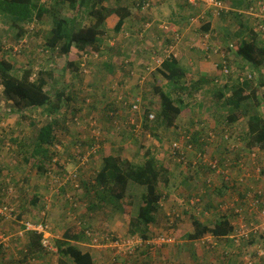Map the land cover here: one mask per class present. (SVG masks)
<instances>
[{"label": "rangeland", "instance_id": "rangeland-1", "mask_svg": "<svg viewBox=\"0 0 264 264\" xmlns=\"http://www.w3.org/2000/svg\"><path fill=\"white\" fill-rule=\"evenodd\" d=\"M93 1L95 0L87 3L88 8ZM221 1L224 4V0ZM34 2L48 9L38 20L18 22L15 25L8 17L0 16V59L4 57L11 59L14 75L20 74L25 68L32 69L31 79L37 77L36 73L38 71L50 73V75H46V78H50L47 89L53 93L56 90L59 91L65 88V93L69 95L70 99L55 117L58 119L56 122V136L60 144L57 146L58 153L54 156H57L56 158H58L61 165L60 168L64 170L63 173H67L60 180L54 174V169L59 168L55 163L50 165L53 169L51 173L46 175L37 172L34 166H30L29 163L24 164L22 162L23 155L29 152L37 129L48 121L50 117L39 108L26 111L27 118H21L19 114L10 112L9 101L3 96L2 87H0V186L9 184V186L13 187L12 197L15 198L12 203L15 208H20L18 205H22L19 210L23 212L27 210V214H24L26 217L33 222H40L42 217L45 216L46 222H48L51 212V218L60 228L54 224L55 227L49 230L58 231L56 233L61 231L65 222L63 219L67 220L68 217L77 219L80 222L79 224L75 223L78 229L85 226V230H90V232H92L91 229L99 232L104 229L105 232L111 222L108 219L109 215H111L112 219L125 220L124 224H127L128 217L123 216L116 208L112 211L108 206L99 207L98 210V207L96 209L89 208L90 202L94 203V194L93 186H87V182L93 181V173L100 168L102 157L120 155L121 158L127 161L142 165L146 149L150 150L157 162L166 163L170 166V172H168L169 184L166 187H160L162 194L167 191L174 195L180 189L182 192L189 191V195L185 198L186 200L194 194L196 197H200L198 204H201L202 201H212L214 199L213 196L208 199L203 193H200L198 188H195L199 182L208 178L212 179L211 186L213 187H215L217 181V185L222 187L223 178L225 180L230 178L232 182H236V186L239 185V187L246 190L248 188L258 189L262 187L257 184L260 181H264V151L250 148L248 149L251 151L245 150L247 149L245 147L246 121L241 119L237 123L228 122L226 118L227 106L222 103L225 98H229L232 95V87L241 82L242 78H246L247 72L256 75L260 73V68L256 69L252 65L245 63L230 48L231 50L227 49L228 51L226 52L228 56L226 63L229 66L228 74L222 73L220 67H214L215 74L210 71L203 73V69H201L199 64L201 61H209V58L204 56L202 51H196L188 44H185V35L176 32L177 30L174 31V33H178L174 36L175 41L171 38L173 35H164L168 36L165 38L167 39L166 42L168 41L167 44L171 42H174L173 44L177 43L179 50L175 53L176 58L186 69L187 73L177 85H172L157 71L155 76H150L151 69L150 71L145 69L147 64L137 68L139 69V78H135L134 83L129 87H125L124 90L132 87L130 91H137L134 97H141L142 106L145 109L150 108L153 110L155 119L147 121L145 110L131 112V103L134 98H132L133 96H122L123 93H120L122 85L118 82L123 83L126 81L123 84H128V80L132 77L130 72L133 70L132 62L134 60H131V58L135 54L132 53L135 45L145 46L146 52L150 51L151 53L153 50L156 53H151L153 55L151 60L153 61L162 58L160 50L167 45L164 42L165 39L157 42L150 39V34H141L142 28L139 32L128 31V19L136 21V24H141L137 13L141 15L148 12L141 9V6H139L140 0H134V2L131 0L132 3L129 0H104L102 2L101 5L111 9L112 13L108 15V21L104 22L106 24L100 36L101 47L96 56L95 52L89 53L91 57H87L84 60L86 62L85 72L79 68L78 74L74 76L75 78L70 85H66L62 79L65 58L56 56L55 50H51V47L46 45V39L49 35V30L52 28V19L54 17H69L74 15L75 12L77 14V11L71 9L65 0H34ZM203 4V2L199 1L198 5H181L182 8H186V12H191L193 16L196 14L194 16L196 19L195 23H199V28L195 31L194 36L199 45L207 46L213 54H219V50L214 52L216 46L222 48V46L228 45L230 47V41H235L237 40L236 38L246 39L245 30L244 28L241 29L239 24L242 21L241 15H234L235 12L231 11H222L220 16H215L212 14V9L210 7L209 9L207 7L203 8ZM122 8H127L128 12L131 13V18L129 17L125 20L126 25H124L123 34L121 29L117 32L112 27L117 16L122 12ZM85 10L81 8L78 12L77 18L81 21V16L83 17L86 13ZM206 11H209V13H205ZM183 12L182 10L179 14ZM162 14V11H158L156 16L161 19ZM229 15H232V20ZM164 18H166V15ZM85 19L90 23L95 21L94 17L88 15ZM205 19L206 22H204ZM222 19L225 22L226 19L230 21L222 28H219V21H222ZM212 22L216 26L213 30L210 27ZM202 26H208V30H211L208 35L205 34V28L202 29ZM19 28L22 31H19ZM21 33L22 35H20ZM158 38H161V36L159 35ZM187 39L190 40V38ZM173 44L171 47H175ZM183 44H185V48L182 47ZM186 45L189 48L186 49ZM171 47L164 49V57L168 54L171 55V52H175L171 51L172 49L174 50ZM146 73H148L147 76ZM201 76L203 77L199 78ZM139 79H141V84L138 82ZM248 81H251L253 86L256 78L253 76ZM224 86L226 87L224 88ZM218 90L223 92L224 98H217L215 92ZM158 91H168L173 99L181 98L186 103L183 112L178 116L172 127L166 126L164 122L157 119L160 108ZM260 94L264 96V88L260 90ZM114 109L117 112L110 117L108 113ZM258 110L261 116L264 117V97ZM131 117L134 118L133 123L130 120ZM214 122H220L219 126L218 124L215 125ZM223 123L227 126V131L222 130L224 125L221 129L219 128ZM199 126L202 127V132L206 135L209 133L212 136L214 135V138L211 139L212 137H210L206 145L202 144L201 138H196L197 134L193 135L192 133ZM190 138L192 139L193 144H191L193 147L184 153V161L179 160L178 153L172 156L170 153L172 143L176 142V145L183 146L185 141L188 144L190 143ZM76 140H80L81 148H76V145L73 144L77 142ZM90 140L94 144L89 148ZM50 149L54 150L53 147H50ZM195 149H203L206 151V156L217 160L219 173L207 168L199 159L197 160L199 162L198 165L192 166L196 154L193 153ZM215 149L217 150L215 151ZM244 150L247 153H244ZM240 151L242 159L245 158V160L241 162L238 160V166H236V156ZM91 154L93 157L89 159L88 156ZM92 160L93 162L91 163ZM232 163L235 164V167L230 166ZM123 166L125 167L124 164ZM75 173L77 175L74 178L72 174ZM70 175H72V183L70 180H68V183L76 189V191L72 192L77 194L78 198H74L72 193V195L68 194L67 196H71L73 199L71 200L70 197V200L64 201L63 196L57 194V189L70 187L68 183L65 184ZM240 179L242 182H240ZM81 181L84 183L79 188ZM47 186L50 193L48 190L46 194L44 193V196H39L37 203L30 206L31 204L28 203L31 200V195L34 192L37 194L44 192L45 188L47 190ZM262 188L264 189V186ZM197 192L202 195L200 196ZM225 192L228 197L232 195L238 197L239 200L242 199L232 189L225 190ZM8 194L11 195L10 192ZM8 197L11 198V196ZM57 197L58 199L55 201ZM4 198L8 200L7 196H4ZM171 198L172 202L175 201L173 197ZM45 200L48 204L45 203ZM228 200L232 199L228 198ZM73 201L75 205H73ZM182 202L186 204L183 200ZM140 204L138 201H133L128 209L130 215L135 216L137 214V208ZM184 206L185 210L189 208L187 205ZM51 209L53 210L50 211ZM62 213L66 215H62L61 218H53ZM158 213H160L159 210L156 216ZM175 214V212H172L170 217ZM97 236L100 238L101 233L97 234ZM263 237H256L258 241L254 244L264 246ZM51 243L54 244L53 241ZM6 255L0 249V263H4L3 259Z\"/></svg>", "mask_w": 264, "mask_h": 264}, {"label": "trees", "instance_id": "trees-1", "mask_svg": "<svg viewBox=\"0 0 264 264\" xmlns=\"http://www.w3.org/2000/svg\"><path fill=\"white\" fill-rule=\"evenodd\" d=\"M71 9H76L77 14L69 17H54L52 19V28L49 30V35L46 39V45L51 47V50H55V55L65 58L64 67L62 69V79L66 85H70L73 82L79 72V59L82 55L87 57L91 52H98L100 45V36L103 31L100 28L108 15L112 13L111 9L105 8L102 4L104 0H95L91 3L89 8L87 3L91 0H65ZM99 4V5H98ZM98 6V7H97ZM83 8L85 14L82 21L77 18L79 10ZM48 9L43 7L34 0H0V16L8 17L9 20L15 25L22 22H32L38 20L46 13ZM81 12V11H80ZM76 13V12H75ZM128 11L127 8H122L121 15L117 21L116 31H120ZM124 14V15H123ZM92 16L95 21L90 23L85 18L86 16ZM240 27L244 24L239 22ZM100 28V29H99ZM208 30V26H204ZM19 31H22L19 28ZM252 29L251 35H256ZM22 35V33L20 34ZM234 54L239 57L245 63L252 65L254 68L259 69L264 65V39L250 37L249 39H238L233 41L230 45ZM75 50V51H74ZM13 64L10 58L4 57L0 59V87H2V94L11 107L10 112L19 114L21 118H27L25 112L31 109H42L50 119L41 125L35 134L32 145L29 152L24 154L22 162L24 164H30L39 173L48 174L51 173V164H57L59 168L54 169L55 177L60 180L66 176L64 170H62L59 164L57 155V146H59V140L57 139V118L56 114L62 111L65 103H68L70 97L65 93V88L51 93L47 89L49 85L46 75H50L48 72L38 71L37 77L32 78L33 74L31 68H25L20 74H13ZM160 74L172 85H177L179 81L184 78L186 71L179 64L178 60L173 56L165 58L159 66ZM249 79H244L243 82H238L236 86L232 87V95L229 98L223 100V105L227 106V121L230 123H237L239 120L246 121L247 131L245 132V147L250 149H258L264 151V117L261 116L258 108L263 101V97L260 94V88L263 85L257 86L255 83L252 86ZM260 82L259 80H257ZM261 83V82H260ZM158 90V89H156ZM160 98V108L157 114V119L164 122L166 126H174L176 119L183 112L186 103L182 99H173L168 91H158ZM182 96V94H180ZM217 98H224L222 91L215 92ZM117 112L115 109L108 114L111 115ZM149 109L145 110V117L147 119ZM147 121H149L147 119ZM147 125V124H145ZM199 135V133H197ZM78 140V139H77ZM76 140V141H77ZM13 141V139H12ZM89 142V141H88ZM76 148H81L80 140L73 143ZM94 144L90 140L89 148ZM78 145V146H77ZM53 147L54 150H51ZM248 149V150H250ZM246 150V149H245ZM245 150L243 152H245ZM201 152H206L201 149ZM194 153V152H193ZM205 154V153H203ZM81 156V154H80ZM91 156V157H90ZM93 155H89L91 159ZM237 160H241V151L236 156ZM121 158L120 155H108L102 157V164L100 168L94 172L93 181H88L87 186H93L94 203L90 202V209L104 208L110 204L116 205V209L123 216L128 217V232L131 235L137 234L143 239L148 238L149 224L154 221L155 215L160 208V202L162 200V193L160 187L168 186L169 178L168 172L170 167L166 163H159L155 157L151 154L149 149L144 152V161L142 165H138ZM125 165V167L123 166ZM232 163L230 166L235 167ZM238 165V164H236ZM73 177L77 173L72 174ZM72 175L66 180L65 184L70 180L72 183ZM222 177V176H221ZM84 182H80L79 188ZM70 185V183H68ZM9 184L0 186V202L6 205L13 206L12 216L13 221L18 222L23 220L22 229L25 227V222L31 221L26 217L27 210H19L22 205H18L20 208H15L12 201L15 197H8L9 192L7 189ZM221 189H232L241 198H245V193L242 195L241 187L236 186V182H232L230 179H222ZM217 188V187H216ZM240 188V191H239ZM78 190V189H77ZM12 191L13 187H12ZM27 191V190H26ZM73 185L68 188L57 189V194L63 196V200H70L71 196L68 194L74 192ZM69 192V193H68ZM46 194V188L44 192L37 194L34 192L31 195V200L28 204L38 202L39 196ZM76 193V192H75ZM7 196L8 200L4 198ZM74 198H78L77 194L72 195ZM230 195L228 198L232 199ZM192 197H189V200ZM58 197L55 201H57ZM73 198L71 197V200ZM133 201H138L141 204L137 208V214L135 216L130 215L128 209L131 207ZM45 203L46 200H45ZM48 204V203H47ZM195 203L193 206L197 205ZM73 205H75L73 201ZM101 205V206H100ZM192 206V207H193ZM24 209V208H22ZM74 209V208H73ZM7 217L0 216V223L4 222ZM232 218L221 215L214 223H200L196 219L193 221V227L185 234V238L191 241H196L205 235H212L216 237L219 243L224 240L233 245V240L229 238V234L233 229L231 224ZM6 222V221H5ZM32 222V221H31ZM82 227L78 229L76 224L66 228L63 232L62 239L56 241L57 251L60 255L70 259L73 264H92L91 257L88 253H83L79 248L73 245L70 241H80L83 233ZM85 231V226H83ZM35 233V232H34ZM36 241L35 249L40 248L38 244L41 239V234H31ZM264 235V234H263ZM257 236L252 235L247 242L241 243L236 248L243 249V245L256 243ZM261 237V236H259ZM262 238V237H261ZM263 240V239H262ZM209 246V245H208ZM243 252V251H242ZM59 264H69L67 261H59Z\"/></svg>", "mask_w": 264, "mask_h": 264}, {"label": "crops", "instance_id": "crops-1", "mask_svg": "<svg viewBox=\"0 0 264 264\" xmlns=\"http://www.w3.org/2000/svg\"><path fill=\"white\" fill-rule=\"evenodd\" d=\"M129 1L131 2V0ZM132 1L134 2V0ZM146 1L150 2V5L145 10H143L145 12L148 11L147 14L140 15L137 13V15L139 16V20H141V24L139 23L136 24V21L128 19L129 21L128 31L132 30L133 32H139L140 29L142 28L141 34L143 33L150 34L151 35L150 39L153 41H157V42H160L161 40H164L165 38L168 37L164 35H171V36L173 35L171 38H173V40L175 41L174 36L178 33H182V35L183 34L185 35V44H188L189 46H191V48H194L196 51H202L203 55L209 58V61H203V62L201 61L199 64L201 69H203L202 70L203 73H208L210 71L212 74H215L214 67H220L222 69L223 61L227 62L228 56L226 55V52L231 49L228 45L222 46V48H219L216 46V49L214 48L215 49L214 52H218L219 50V54L218 53L213 54L212 52H210L211 49H209L207 46L203 47L199 45V42L194 36L195 31L199 28L198 26L199 23H195L196 19L194 18V16L196 14H194L193 16L191 12L189 11L186 12L185 7L184 8L181 7L182 4H184V6L185 4L191 5L188 0H163L162 2H158L157 0H140L139 6H141V4ZM250 3H251V0H224V4L226 8L228 9L227 11L235 12L234 15L237 14V15L242 16L241 19L243 22L241 21V23H243L244 26L241 27V29L244 28L246 39H249L250 37L255 36L259 40L261 39L263 40L264 32L256 34V35H251L252 29L254 30V26L256 25V23H258L259 20L257 19V17L253 15H248L245 13ZM204 7L206 8L205 4H203V8ZM182 10L185 13L183 12L182 14H179L182 12ZM158 11L163 12L161 19L158 16H156V13ZM241 12H244V13L241 14ZM205 13H209V11H206ZM164 14L166 15V18H164L165 17ZM120 15H121V12H120ZM119 16H117V19L112 26L115 29L117 28V21L119 19ZM129 17L131 18V13L128 12L126 15V18H129ZM212 17H215V16H212ZM229 18H231L232 20V15H229ZM206 19L204 20V22H206ZM125 20L121 28L122 34L124 31L123 30L124 25H126ZM105 21H108V18H106ZM229 21H230L229 19H226V22L224 21V19H222V21L220 20L219 21L220 25L218 27L222 28ZM105 24L106 23H104L100 28L103 29ZM210 27L212 28L211 30H213V28L216 26L212 22ZM203 28L204 26H202V29ZM174 31L178 33H174ZM210 31L206 29L204 30L205 34L207 35L209 34ZM159 35L161 36V38H158ZM187 38H190V40H188ZM166 40L167 39H165L164 42L167 44L168 41L166 42ZM232 42L233 40L230 41V43ZM173 43L174 42H171L165 45V48L160 50L161 57L164 56V53H163L164 49L171 47ZM185 44H183L182 47L185 48ZM173 45H175V47H171V48H174V50L172 49L171 51H175V52H171L172 53L171 56L177 59L175 53H177L179 48H178L177 43ZM189 46L186 45V49L189 48ZM144 47L145 46H139L138 44L133 47L135 49L132 50V53H135V54L131 58V60H134V62H132L133 63L132 66L134 67H133V70L130 72L132 74V77L130 80H128V84L126 83L123 84L126 81H124L123 83L118 81L119 84L122 85L120 89V93H123L122 96H128V97L133 96L132 98H135L134 95L137 93L136 90H134V92L133 91L131 92L130 89L132 87L127 90H124V88L132 85L135 81V78H139V69L137 68L142 67L147 64L145 69L149 71L151 69L152 73L150 72V76H155L156 71L160 73L158 70L160 65L157 66L155 61L151 60L153 59L152 58L153 55H151V53H155V52L153 50L151 53L150 51L146 52ZM94 54L96 56L97 52H95ZM81 57L79 59V63L84 64V67H85L86 62L84 60L87 57L85 59H82ZM90 57L91 55L88 56V58ZM156 57H159V56H156ZM208 67H210V69H208ZM84 69L86 70V68ZM259 72H260L259 74L257 73L256 75H253V76L254 78H256V81L254 83L257 86H259L260 84L263 85L259 87L261 90L264 88V80H263L264 79V65L260 67ZM147 74L148 73H146V76ZM120 75L122 76V74ZM202 77L203 76L199 78H202ZM257 80H259L261 83L258 82ZM138 82L141 84L142 83L141 79H139ZM225 87L226 86H224V88ZM132 98L130 99L132 100ZM142 105L143 104L141 103V110L143 109L142 111H144L145 107H143ZM131 112L134 113L132 110ZM130 120L132 122L134 118L131 117ZM216 124H218L219 126L220 122H216L215 125ZM223 125L224 123L219 128L221 129ZM202 130H203L202 127L199 126L196 128V130L192 131V133L193 135L199 133V135L196 136V138L199 137L202 140L203 138L207 136V135L205 136V133H203ZM222 130L227 131V126L224 125ZM216 150L217 149H215V151ZM246 150H248V148ZM248 151H251V150H248ZM244 153H247V152L245 151ZM92 162L93 160L91 161V163ZM217 182L215 183V187L211 186L210 184L204 183V181L199 182V184L195 188H198L200 190V193H203V195L206 196L208 199H211L210 197L212 196L214 197V199L212 201H209V200L202 201L201 204H197L193 207L189 206V203H188L189 199L187 200L185 199L186 196L189 195V191L182 192L180 189H178V191H176L174 195H172V193L165 191L162 194V200L160 202V207H161L159 208L160 213H158L157 216L155 215L154 221L149 224V230H148L149 234L147 236L148 238L146 239H143L137 234H134V235L129 234L128 223L126 222L127 224H124L125 220L120 221V219L119 220L112 219L111 215H109L108 219L111 222L109 223L108 228L105 232H104V229L103 231H100V232L95 231L94 229H91L92 232H90V230L84 231L82 228L81 229V232L83 233L82 239L80 241H70V242L73 245H75L77 248H79L83 253L85 252L88 253L93 262L92 264H243L242 251L244 249H249L252 252V254L256 255V253L253 250V245L255 244H252V243L248 245L244 244L243 249H240V248L238 249L236 247L234 249L233 245H231L228 241H225V240L222 243L217 244L218 241H221V240L214 239L213 241L216 243V245L200 246L196 243V241H191L185 238V234L189 231L190 228L193 227V221L195 219L200 223L208 224V223L216 222V220L221 215H224V214L225 216L231 218L229 214L225 213L223 210L220 209L219 207L220 204H218V203H226L228 201V196L227 194H225L226 193L225 190L228 191V188H225L224 191L222 189L220 191H216L219 188H223V187H219V185H217ZM257 185L260 187L261 186L263 187L264 181H260ZM262 187H261V190L263 189ZM48 190L49 189L47 186L46 191L48 192ZM49 193H50V190H49ZM12 194H13V191L11 192V195L9 196H12ZM263 194H264V189H263ZM192 196L193 194L191 195V197ZM171 197H173L175 201L172 202ZM236 198L238 197H232L233 200H236ZM180 200L181 202L183 200L186 204H184L183 202L182 204ZM262 204L264 205V200ZM184 205H187L189 208L185 210ZM108 207L112 211V210H115L116 205L110 204ZM52 210L53 209H51L50 211ZM172 212H175L176 216L170 217V214ZM62 215H66V214H63V213L58 214V216H54L53 218H61ZM42 220H40V222H43L44 225H46V231L44 232L43 237L47 238V241L49 242V245L51 246V249L49 250H45L41 246V239L38 243L40 245V248L35 249L36 241L34 239V236L31 234L36 235V233H34L33 231L24 232L22 230L23 220L15 222L13 221V218L9 217L5 219L6 222L4 221L0 223V249L2 250V252H5V255L8 254L3 259L4 263H0V264H12V263L15 264L16 262L19 264H59V261H63V260L67 261L69 264H73L70 259L68 260L66 257L59 254V252L57 251L56 241L62 239L63 232L66 228L74 225L75 223L79 224L80 222L77 219H74L71 217H68L67 220L63 219V221H65L66 224L64 222V226L63 228H61V231L59 233H56L58 231L49 230L55 227L54 224H56V226L60 228V226L57 223H55V221H53V219L51 218V212L49 214L48 222H46L47 219L45 218V216L42 217ZM33 223H39V222H33ZM18 232H20V234H18ZM99 233H101L100 238L97 236V234ZM3 234L6 236V238H3L2 236ZM108 234L113 235V237L115 235H116L115 237L118 236L116 238L117 240L127 239V237H138L139 239L142 240V243L139 244V242L135 238L134 241L132 240L126 247H124L123 251H117V248L112 243L103 244V243L94 241V239H101L102 237L107 236ZM162 234H168L169 236L173 237L174 242L164 243V244H161V246H155L154 244H151L153 240L151 241L149 239L155 236H158V235H162ZM205 236H211V235H205ZM51 241H53L54 244H52ZM257 241L258 240H256V242ZM128 248H132L133 252H129ZM126 249L128 250L126 251ZM254 257L256 260L255 264H264V257H258L257 255ZM8 260H10V262H8Z\"/></svg>", "mask_w": 264, "mask_h": 264}, {"label": "built area", "instance_id": "built-area-1", "mask_svg": "<svg viewBox=\"0 0 264 264\" xmlns=\"http://www.w3.org/2000/svg\"><path fill=\"white\" fill-rule=\"evenodd\" d=\"M158 2H162L163 0H157ZM191 5H198L199 1L198 0H188ZM201 1V0H200ZM206 7L209 9V7L213 11V15L215 16H220L221 12H227V8L225 4L222 3L221 0H202ZM150 5L149 1L143 2L141 4V9L145 10L148 6ZM244 12H241V14ZM246 14L248 15H253L257 17L259 20L258 23L254 26V32L255 33H263L264 32V1L262 0H251L250 5L245 11ZM171 55L168 54L166 57L162 56L161 59H156V65H161L162 61L165 58L170 57ZM87 56L84 54L82 55V59H85ZM80 69L85 71L84 69V64H80ZM222 73L228 74L229 73V66L228 64L223 61V66H222ZM247 76L246 78H242L241 82H243L244 79H252L253 74L250 72L246 73ZM131 110L133 112L141 110V98L140 97H135L133 102L131 103ZM146 110V109H144ZM150 112L148 113L147 119L149 121H152L155 119V114L152 110H149ZM133 123V120H132ZM206 136V134H205ZM214 138V135L212 136L211 133H209L205 138L202 139V144L206 145L208 141ZM190 143L188 144L187 141H185V144L183 146H180L179 144L176 145V142L174 144L172 143V147L170 148L171 151L170 153L172 156H175L176 153L179 155V160L184 161V153L187 152V150H190L191 147H193V142L192 139L190 138ZM192 143V144H191ZM182 149V151H181ZM196 153V154H195ZM205 152H201V150L195 149L194 154H195V159L192 162V166L198 165V159L201 160L205 164V166L211 170H213L216 173H219L217 170V165L218 161L210 159L209 156H206V154H203ZM253 155V154H252ZM245 158L241 159L239 162L244 161ZM196 161V162H195ZM228 161V160H227ZM226 161V163H227ZM225 163V166L227 168V164ZM236 164H238V160L236 161ZM238 166V165H236ZM225 177L226 175L223 174ZM230 179V178H229ZM227 179V180H229ZM240 182L241 179H240ZM204 183L210 184L212 183V179L208 178L204 181ZM239 186V185H237ZM8 192H12V187H9L7 189ZM241 193L244 195L245 193V198H242L239 200V198H236V200H228L226 203H218L220 204V209L223 210L225 213L229 214L230 217L232 218L231 224L233 226L232 231L228 235L229 238L233 240V245L238 246L243 242H247L250 236L255 235L257 237L259 236H264V205L263 200H264V194H263V189L261 188L254 189V188H248L247 190L241 187ZM200 202V197H196L194 194L192 198L189 200V205L193 206L195 203ZM240 202V203H239ZM13 206L6 205L4 203L0 202V216H5L7 218L12 216V211H13ZM176 216V214L174 215ZM25 227L22 229L24 232H30L33 231L37 234H41V246L45 250L51 249V246L49 245V242L47 241V238L43 237L44 232L46 231V225H44L43 222L39 223H33V222H25ZM20 234V232H18ZM3 238H6V236L3 234ZM137 239L139 244L142 243V240L139 239L138 237H127V239H122V240H117L116 238L113 237V235H107L102 237L101 239H94L96 242H100L103 244L106 243H112L116 248L117 251H123L124 247H126L132 240ZM130 239V240H129ZM216 239L214 236H204L196 240L197 244H200L201 246H214L216 243L213 241ZM264 239V238H263ZM149 240H153L151 244H154L155 246H161V244L164 243H173L174 238L171 236H168L166 234L158 235L155 236ZM233 246V247H234ZM129 252H133L132 248H128ZM126 249V251L128 250ZM235 249V247H234ZM253 250L256 253L258 257H264V246L261 245H253ZM243 264H255V254H252V252L249 249H244L243 250ZM19 264V263H15Z\"/></svg>", "mask_w": 264, "mask_h": 264}, {"label": "clouds", "instance_id": "clouds-1", "mask_svg": "<svg viewBox=\"0 0 264 264\" xmlns=\"http://www.w3.org/2000/svg\"><path fill=\"white\" fill-rule=\"evenodd\" d=\"M149 110H151L150 108H148ZM153 111V110H152Z\"/></svg>", "mask_w": 264, "mask_h": 264}]
</instances>
